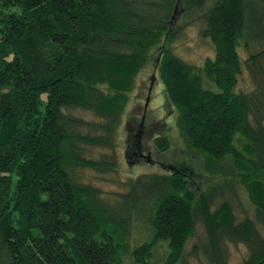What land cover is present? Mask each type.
I'll list each match as a JSON object with an SVG mask.
<instances>
[{
  "label": "trees",
  "instance_id": "trees-1",
  "mask_svg": "<svg viewBox=\"0 0 264 264\" xmlns=\"http://www.w3.org/2000/svg\"><path fill=\"white\" fill-rule=\"evenodd\" d=\"M180 6L214 52L201 67L174 52ZM154 51L205 176L172 164L105 198L85 174L118 175ZM229 245L264 264V0H0V264H228Z\"/></svg>",
  "mask_w": 264,
  "mask_h": 264
},
{
  "label": "rangeland",
  "instance_id": "rangeland-1",
  "mask_svg": "<svg viewBox=\"0 0 264 264\" xmlns=\"http://www.w3.org/2000/svg\"><path fill=\"white\" fill-rule=\"evenodd\" d=\"M174 15L175 32L182 37L175 40L174 52L178 54L184 62L201 67L205 58H213L214 52L208 42L203 41L199 36L201 24L193 21L179 29L186 21L182 15L185 13L180 6ZM180 37V36H179ZM239 55L241 59L246 58V54L241 50ZM158 52L154 51L152 59L144 70L139 74L136 81V89L129 96V103L125 108V113L121 119V125L117 130L118 144V175L99 176L85 174V178L91 181L94 186L101 189L105 198H112L113 194L123 191V182L126 179H135L140 175L160 174L168 172L166 167L181 163H187L194 168L201 176L203 161L201 156L190 152L179 139L178 131L175 128V113L167 104L165 98V89L157 76L155 59ZM249 73L245 72L240 79L239 89L244 86L247 90H253V81L251 83ZM215 92L217 89L213 88ZM158 136H165L170 141V149L167 153L158 152L154 146V139ZM132 146V147H131ZM131 151H127L130 149ZM122 182V183H121ZM239 202L241 206L250 212L244 194L239 193ZM200 231V229H199ZM246 249L243 246L234 247L229 245L228 264H241L244 260ZM201 259V258H199Z\"/></svg>",
  "mask_w": 264,
  "mask_h": 264
}]
</instances>
